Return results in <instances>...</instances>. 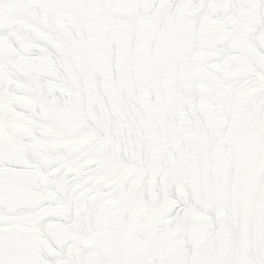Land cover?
<instances>
[{"label": "snow or ice", "instance_id": "obj_1", "mask_svg": "<svg viewBox=\"0 0 264 264\" xmlns=\"http://www.w3.org/2000/svg\"><path fill=\"white\" fill-rule=\"evenodd\" d=\"M0 264H264V0H0Z\"/></svg>", "mask_w": 264, "mask_h": 264}]
</instances>
